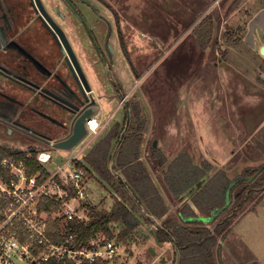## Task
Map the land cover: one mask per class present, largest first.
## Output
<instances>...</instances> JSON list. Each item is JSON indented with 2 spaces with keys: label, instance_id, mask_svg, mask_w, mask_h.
Listing matches in <instances>:
<instances>
[{
  "label": "rangeland",
  "instance_id": "obj_1",
  "mask_svg": "<svg viewBox=\"0 0 264 264\" xmlns=\"http://www.w3.org/2000/svg\"><path fill=\"white\" fill-rule=\"evenodd\" d=\"M222 1L224 0H212V3L208 2V0H129L127 3L131 5V7L126 20L131 26L129 27V24L125 22L124 27L125 29L129 27L130 33L134 36H138L141 31L143 32L139 44L135 43L137 45H135V49H133L134 57L136 59L140 57L142 61L147 59L146 61H148L149 64L158 61L156 66L152 65L148 78L154 76V78H156L162 73V70L167 74L166 76H168L167 78L160 77L157 81H155V79L147 81L145 96H148V99L143 105L145 115L147 114L146 109L150 112V108L156 109L158 103L160 108L159 112L166 108L170 109L175 106L177 108V105L180 103L190 105L192 99L188 97L181 98L180 95L182 94L181 89L188 88L191 78H194L193 87H189L188 92H190L191 88H202L203 81L207 80L209 86L207 85L206 88L211 89V95L206 94L205 100L209 98L212 102L209 103L208 100L207 104L209 103V106L219 104L218 101H214L215 98L217 100L218 97L215 96L218 95L220 99H222L221 105L219 106L222 107L224 99L226 104L225 123L221 118V136L219 138H213L211 136V130H209V128H203L200 130V134L204 136V143L203 145L200 144L196 129L190 122V113L185 112L182 117L183 121L179 131L168 129L162 134L160 131L163 130L150 129L149 136L147 137L148 139L146 140L147 143L143 144L142 150L145 151L146 154H149V148L150 145L153 144V140L158 141V147H160L168 157H172L186 148L191 151L189 152L195 156V159L199 163L203 158L205 159L206 156H209L211 157L209 160L214 164H219L220 166L227 165V167H229V177L231 179H236L244 168L256 167L264 164V55L261 54L263 47L258 48L256 52L250 51V48L244 45L241 49L232 48L235 47L234 41H231L232 44L227 43L230 47L225 46L226 55H224L225 50H219L218 46L210 51V49H202L197 41L194 42L196 36L191 32L208 16V12L211 8H214L213 12L216 14H228V9H224L227 5L225 2L221 4L224 8L219 12L221 9L220 3ZM229 1L231 3H228V7L233 4L234 0ZM244 3L245 0H237L235 6H240ZM134 4H136L135 7ZM263 6V0H254L250 4L244 5L243 9H241V26L242 29H244L250 25V32H248L250 41L253 40L251 36L258 38V36L262 34L260 37L264 38V31L263 33L260 32V30L264 28ZM247 12H249V15L246 14ZM137 16L138 18L141 17L142 29L139 28L140 24L136 20ZM132 26H136L137 28L135 29H138V32H136ZM187 33L190 35L189 41H187V43L181 42L180 45L173 48V51L168 54V57L163 58L161 61V53H165L166 49L174 44L173 35L176 34L178 35L177 37H181ZM233 34L235 35V32L228 33L227 36L231 37ZM156 35L161 36V42L163 43L162 50H160L158 42L156 43ZM72 42L77 45L76 49L80 55L82 65L94 89L98 90L100 89L99 86L105 85L110 90L109 77L104 74L102 67L93 66L92 69L88 65L90 61H84L81 57L80 48H82L83 44L79 46L73 39ZM84 43L86 44V42ZM91 56L94 58L92 53ZM223 70H226L227 74L226 86L223 85L224 82L222 81ZM95 72H97V76L94 74ZM216 78L218 80L220 78L221 80L222 87L220 90ZM133 79L134 77H132L128 87H126L128 89L127 92H129V88L134 89L137 86L136 81ZM217 91L219 92L218 94L216 93ZM240 91L243 96L240 95ZM195 92L198 94L197 90ZM250 92L254 94L258 92V96H249L248 93ZM197 94L194 93L192 98L197 99L196 101L198 102H202V99L198 98ZM150 95L151 97L155 96V100L150 98ZM136 99L137 97H135L132 103L137 102L138 100ZM184 99L187 100V103H183ZM116 101L119 103L118 99ZM156 102L157 105L155 104ZM176 108L172 110L171 114L176 111ZM118 114L119 112L111 118L107 127L93 138L90 144L83 150L80 156L81 158L88 155L92 148L108 134L107 132L110 131L109 129H111L115 123L117 124L118 121H115L119 117ZM120 114L118 120L121 121L120 125L122 129H124L126 122L123 120L122 112H120ZM126 114L124 117H126ZM167 114L169 116L170 112ZM106 118H108V116ZM100 120L103 122L105 119L101 117ZM100 120L99 123L102 125ZM91 138L92 134H90L86 140H83L76 148L70 151H60L49 148V146L37 142L32 138H21L16 132L5 130L0 126V146L13 152H30L31 150H37V152L47 151L53 157L55 166L66 164ZM216 140L219 141V143H215ZM211 142L214 144H211ZM248 146H250L252 152V155H249L250 157H246L245 155V147L246 150H248ZM225 157H227V159ZM54 164H51V167L55 168ZM88 186L90 198L94 201V207L99 210H110L114 204V199L111 197L110 191L104 189L99 184L98 179H93L91 177ZM253 206H257L255 207V211L251 210ZM137 213L142 214L140 210H137ZM238 214V219L233 221L235 232L231 237L230 245H228L235 258L234 261H232L234 262L233 264H264V258L259 261L255 252L256 249L255 251L253 249V244L255 243L257 247L262 246L264 252V193L258 191L251 200L247 202L242 212L239 211ZM237 226L238 230L236 231ZM113 228L118 235L121 228L118 226H113ZM152 228L153 226L150 225V223L143 220L138 234H136L133 241L123 244L121 251L122 257L114 264H161L162 258H166V260H168L167 263H172L174 261V256L171 251L172 244L166 243L165 249L158 246L151 235ZM233 228L231 233L233 232ZM242 234H248L249 239L245 238ZM242 237L245 240L242 239ZM150 247H153L154 250L157 251L156 257H152L149 254L148 248Z\"/></svg>",
  "mask_w": 264,
  "mask_h": 264
},
{
  "label": "trees",
  "instance_id": "obj_2",
  "mask_svg": "<svg viewBox=\"0 0 264 264\" xmlns=\"http://www.w3.org/2000/svg\"><path fill=\"white\" fill-rule=\"evenodd\" d=\"M192 33L202 49H209L215 34L213 17L211 15L205 17ZM129 107L132 113L131 122L113 166V170L122 179L115 176L110 167L114 149L124 130L120 124H115L85 156L84 163L78 164L88 171L91 178L98 179L104 189L110 191L114 199L112 208L99 210L89 207V220L70 222L67 230L76 236L78 243H87L97 236L114 238L113 226H118L121 230L117 239L122 244L133 241L143 220L154 227L150 218L137 213L138 202L148 215L156 218L161 224V228L156 229L158 243L162 245L172 243L170 235L175 239L180 252V264L222 263L221 241L231 233L233 221L238 219L239 211L242 212L247 202L258 191L264 193V164L246 167L236 179H231L227 165L220 166L204 158L199 163L186 148L168 157L160 147L154 148L151 144L149 162L177 207L181 217L178 221L167 207L141 156L143 134L147 130L148 121L138 103L130 104ZM126 119L127 114L125 122ZM28 155H32V158L29 159ZM37 155V150L13 152L0 146V174L8 178V171L1 166V162L12 156L25 162L30 175L42 171L48 176L45 168L37 161ZM245 155L246 157L252 155L250 146L248 150L245 147ZM255 207L257 206H253L251 210L255 211ZM61 208L60 202L49 199H43L39 205L40 211L46 210L50 215L59 213ZM201 216L207 218L214 216V219L208 225L201 221ZM60 223V218L53 219L50 216V236L56 243L63 240L60 236ZM151 235L154 238L153 230ZM174 256L176 264V252Z\"/></svg>",
  "mask_w": 264,
  "mask_h": 264
},
{
  "label": "flooded vegetation",
  "instance_id": "obj_3",
  "mask_svg": "<svg viewBox=\"0 0 264 264\" xmlns=\"http://www.w3.org/2000/svg\"><path fill=\"white\" fill-rule=\"evenodd\" d=\"M127 1L69 0L70 4L67 0H0L1 128L46 145L47 139L70 137L76 119L83 113L93 110V118L101 109L100 103L117 99L125 121L127 106L123 98L128 101L129 95L123 73L130 69L139 81L137 86L144 81V72L134 64L123 27L125 22L131 26L126 20L131 7ZM33 2L37 12L42 11L56 25L53 31L59 43L41 23ZM141 35L142 31L135 35L138 43ZM72 39L79 46L83 44L81 57L90 61L92 69L102 67L109 77L110 90L101 85L100 94L91 85ZM66 51L76 59V78L65 62ZM94 74L97 76V72Z\"/></svg>",
  "mask_w": 264,
  "mask_h": 264
},
{
  "label": "built area",
  "instance_id": "obj_4",
  "mask_svg": "<svg viewBox=\"0 0 264 264\" xmlns=\"http://www.w3.org/2000/svg\"><path fill=\"white\" fill-rule=\"evenodd\" d=\"M86 126L88 134L84 140L90 134L92 138L66 164L55 166L50 153L38 152L37 161L48 176L42 171L30 175L25 162L12 156L1 162L8 178L0 174V264H114L122 257L123 244L116 232L112 239L97 236L87 243H78L67 230L70 222L88 221L89 207H94L89 173L78 164L84 163L85 156L80 157L83 150L105 125L93 117ZM43 199L60 202V212L50 215L46 210L40 211ZM50 216L61 219V243L50 236Z\"/></svg>",
  "mask_w": 264,
  "mask_h": 264
},
{
  "label": "crops",
  "instance_id": "obj_5",
  "mask_svg": "<svg viewBox=\"0 0 264 264\" xmlns=\"http://www.w3.org/2000/svg\"><path fill=\"white\" fill-rule=\"evenodd\" d=\"M228 1L229 0H224V1H222L220 3V8L221 9L219 8L220 9L219 12H221V10L224 8V6H221L222 3L225 2V4H227V5H228V3H231L230 1L229 2ZM236 1L237 0H234L233 4L230 7H228L226 5V7L224 8L226 10L228 9V11H229L227 15H226V13L224 15H222V13L221 14H216V13L213 12L214 8L208 7V8H211L210 11L208 12V15H211L213 17L214 22H215V34H214V37H213V39H212V41L210 42V45H209L210 51H212V49H214L215 47L218 46L219 50H222V49L225 50L224 55H226L225 46L226 47L227 46L230 47V45L227 44V43H231L232 44L231 41H234V43H235V45H234L235 47H232V48H240L241 49V48H243V45H244L247 48L249 47L250 51H252V52H256V50L258 48L264 47V38L260 37V36H262V34L259 35L258 38L251 36V38L253 40L250 41V39L248 37V32H250V25H248L244 29H242V26H241V23H242V14H240L242 12L241 9H243L244 5L246 6L247 4H250L254 0H245V3L243 5L241 4L242 6L238 5L239 7L235 6ZM208 2L212 3V0H208ZM211 3H209V4H211ZM231 10H232V13H231ZM262 11L264 12V9H262ZM246 14L249 15V12H247ZM225 16H227V17H225ZM236 22H237V24H236ZM263 29L264 28H262L260 30V32L263 33V31H264ZM125 31H126V36H128V41H127L128 42V47H129L130 54H131V56L133 58L134 64H135V66L137 67L138 70L144 72V81H143V83L140 86H136L134 89H130L129 88L128 101H129V103L134 104V103H132V101L135 99V97H137L136 100H138V101L135 102V103H138L141 106L142 110H143V105H144V103H146V100L148 99L147 98L148 96H145L146 95V90H147L146 89L147 81L154 80V79H155V81H157L160 77L167 78L168 76H166L167 74L164 73L163 70H162V73H160V75H158L156 78H154L155 76L152 77V78H148V76L150 75V69H151L152 65L156 66L158 61L156 63L149 64V62L146 61L147 59L145 61H142V59H140V57H139V59H136L134 57L133 49H135V45H137L135 43H138V42L135 41V36L130 33L129 27H128V29H125ZM231 32H235V35L233 34V36L228 37L227 34L231 33ZM177 36L178 35H176V34L173 35L174 44L170 48H167L165 53L164 52L161 53V55H160L161 57L159 56L161 61L163 60V58L168 57V54L173 51V48H176L178 45L181 44V42L182 43H187V41H189V39H190L189 33H187L186 35H182L181 37H177ZM155 40H156V43L158 42V46L160 47V50H162L163 49V43L161 42V36L156 35L155 36ZM190 41H192V40H190ZM194 42H196V40H194ZM124 74L126 76V80H124L126 82L125 86L128 87L129 81L134 76H133L132 72L130 71V69H128V68L125 70L123 75ZM133 80L136 81L135 78ZM216 80H217L218 87H219V90H220L221 87H222L221 86V82H220L221 80H220V78H219V80L216 78ZM193 81H194V78H191L190 81H189L188 88H184L183 90L181 89L182 94L180 95L181 98L182 97H188V98L192 99L191 100V104L189 103L190 105L180 103L179 105H177V108L175 106L174 108H170V109L166 108V109L162 110L161 112H159L160 108H159V103H158V107L156 109H151L150 108V112L146 109V111H147L146 115H145V113L143 111V115L147 119L148 125H147V130L143 134L144 135V139H143L142 147H143V144L147 143L146 140L148 139L147 137L149 136L150 129L163 130V131H160L162 134L165 133L168 129L169 130L172 129V130H178L179 131V129H181V123L183 121L182 117H183L185 112L190 113V116H191L190 122L192 123L193 127L196 129V132H197V134L199 136V139H200L199 140L200 144L203 145V143H204L203 142L204 136L202 134H200V130L203 129V128H205V129L209 128V130H211V136L213 138H215V139H217V138H219L221 136L220 135V123H222L221 122V118H222V121L225 123V114H226L225 99L222 102L223 103L222 107H220L219 105H221V100L222 99H220L219 95L215 96V97H218V98H217V100L215 98L214 101H218L219 104H215V105L213 104L212 106H209L210 105L209 103H212L211 100H209V98H208V100H209L208 104H207L208 100H205L206 94L211 95L210 94L211 93V89L210 88L209 89L206 88V86L208 85V81L207 80L203 81L202 88H198V87L197 88H191L190 92H188L189 91V87H191V86L193 87ZM222 81L224 82L223 85L226 86V81H227L226 70H223ZM136 83L138 85L139 81L136 82ZM99 88L101 89V86H99ZM100 89H98V91L100 92V94H102ZM196 90H197L198 94L195 92ZM194 93L197 94L198 98L202 99V102H200V101L198 102V101H196L197 99H193L192 98V95ZM216 93L218 94L219 92L217 91ZM250 93H248L249 96H252V97L254 95L258 96V94H257L258 92L255 93V94L253 92L251 94ZM224 94H223V96L225 97ZM240 95L243 96L241 91H240ZM150 98H153V100H155V96L151 97V95H150ZM185 100L186 99L183 100V103H187V100L186 101ZM100 104H101L100 105L101 109L99 110L98 114L96 116H94V117L98 120V122H99L101 117L103 119H105V120H103V122H101V120H100V122L105 125L104 126V129H105L107 127L109 121L111 120V118L114 115H116L118 112H119L118 115L120 117V115H121L120 112L121 111L118 110L119 104L117 103V101H113V103L103 101ZM155 104L157 105V102ZM102 107H103V109H102ZM175 108H176V111L171 114L172 110H175ZM169 112H170V114L168 116L167 113H169ZM107 116H108V118H106ZM119 117H118V119H119ZM118 119L115 122L120 121ZM217 120H219V121H217ZM210 122H211V125H210ZM154 141L155 140H153L152 142H154ZM215 143H219V141L216 140ZM211 144H214V143L211 142ZM142 147H141V156H142L143 161L145 162L146 166L148 167V169H149V171H150V173L152 175V178H153L155 184L157 185L158 189L160 190L162 196L164 197V199L166 201V204H167V207L171 211L173 217L175 219H177L178 221H180L181 217H180V214L177 212L178 210H177L176 205L172 202L171 198L169 197V195L165 191L164 187L162 186L158 174L156 172H154L153 168H151V164L149 162L148 154H146L145 151L142 150L143 149ZM143 152H144V154H143ZM225 158L227 159V157H225ZM205 159L209 160V159H211V157H209V156L207 157L206 156ZM90 200H91L92 203H94V201L91 198H90ZM252 214H253V212H252ZM213 217L207 218V217L201 216L200 219H201V221L204 222V224H208L209 225L213 221V219H214ZM237 230H238V226L236 228V231ZM234 232H235V229L233 228V232L230 235H228L225 240L221 241V248H222V250H221V260H222V263L220 262V264H233L234 263L232 261H234L235 258L233 257V254L230 251L231 250L230 246H228V245H230L229 243L231 242V237L234 235ZM242 235L245 238L249 239L248 234L247 235L246 234H242ZM242 239H244V238L242 237ZM171 244H172L171 245L172 246L171 251H172L173 256H174V254L176 252L175 251V246H174L173 242ZM161 248L165 249V245H162ZM253 249H254V251L256 249L255 252L257 254V258H258L259 261L264 258V252L262 250V246L261 247H257V245H255V243H254L253 244ZM148 251H149V248H148ZM156 256H157V251H156ZM174 258H175V256H174ZM166 261L168 262V260H166ZM167 264H174V261L172 263H167ZM260 264H262V263H260Z\"/></svg>",
  "mask_w": 264,
  "mask_h": 264
},
{
  "label": "water",
  "instance_id": "obj_6",
  "mask_svg": "<svg viewBox=\"0 0 264 264\" xmlns=\"http://www.w3.org/2000/svg\"><path fill=\"white\" fill-rule=\"evenodd\" d=\"M67 1L69 2V0H67ZM32 4H33L32 6L34 7L35 11L37 12V9H36L37 6L34 4V2ZM37 15H39V19H40L41 23L50 32V34L52 36V39L56 43H59L60 41H59L56 33L53 31V30H57L55 28L56 25L48 17H46L42 11H38L37 12ZM66 52L67 53H66L65 62L67 64V66H68V68H69L72 76L74 78H76V76H77V73H76L77 69L76 70L74 69L75 68L74 65L76 67L78 66L76 64V62H75L76 59H75V57H74L73 54L69 53V51H66ZM261 54L264 55V47L262 48ZM60 82L61 83L63 82V84H64V81H60ZM123 100H124V104L127 106V110H126V113H127L126 125H125V128H124V130H123V132L121 134L119 143L116 145V148L114 149V152H113V155H112L111 164H110L112 173L115 176H117L119 179H122V177L113 170V166H114L116 154H117V152H118V150L120 148V145L124 141V137L128 133V127H129V124H130L131 118H132V113H131V109H130V107L128 105V101L125 98H123ZM93 112H94L93 110H89V111L83 113L82 115H80L78 119H76V121L74 123V126H73L72 134L67 139H64V140L47 139V140L44 141V143L47 146H49V148H52V149H55V150H60V151H70V150L76 148L86 138V136L88 134L86 123H87L88 120L91 119V116H92ZM153 146H154V148H157L158 147V141L157 140H155L153 142ZM126 189L129 190L127 186H126ZM137 206H138L139 210L142 212V214L144 216L150 218L152 220V222L154 223V227L152 228V230H153V233H154L155 243L158 244V246L162 247V244L158 243V239L156 237V229H157V227L161 228V224L159 223V221L156 218L148 215L146 213L144 207L140 203L137 202ZM170 238H171V240H172V242H173V244L175 246V251H176V254H177L176 264H180V252H179V248L176 245L175 239L171 235H170ZM149 252H150V254L153 257L156 256V251L154 250L153 247H150L149 248ZM166 262H167L166 261V258H162L161 264H166Z\"/></svg>",
  "mask_w": 264,
  "mask_h": 264
},
{
  "label": "bare ground",
  "instance_id": "obj_7",
  "mask_svg": "<svg viewBox=\"0 0 264 264\" xmlns=\"http://www.w3.org/2000/svg\"><path fill=\"white\" fill-rule=\"evenodd\" d=\"M94 124V123H93Z\"/></svg>",
  "mask_w": 264,
  "mask_h": 264
}]
</instances>
